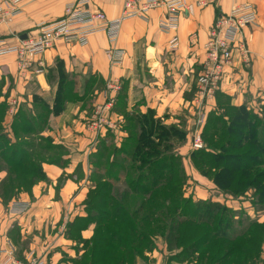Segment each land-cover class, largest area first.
<instances>
[{"label":"rangeland","instance_id":"1","mask_svg":"<svg viewBox=\"0 0 264 264\" xmlns=\"http://www.w3.org/2000/svg\"><path fill=\"white\" fill-rule=\"evenodd\" d=\"M3 1L4 0L0 1V3ZM253 5L256 6V4ZM19 17L13 21V25L11 24L9 27H3L4 37H6L9 43H17L18 39L22 36V31H20L22 29L18 28V30L14 28V26H16L15 22ZM26 34L31 35L32 33ZM73 45L75 44L69 43L63 39H57V42L48 48L46 52L57 50L59 46L66 47ZM46 52L41 57L29 56L27 58L29 66L25 69H20L18 67V61L20 59L16 54L0 57V135L10 138L12 144H16V146L22 148L23 153L19 151L16 156L13 157L16 161L19 160L21 156H26V160L21 168L22 170L11 169L8 164L10 155L5 154V149L0 150V193L5 189L9 190V182L14 179V176H20L18 178L23 179L27 175L26 166L33 162L37 167V161H34V159L38 154L41 155L40 163L42 169L43 163L49 162L47 159H51L56 155L65 157L70 154L67 147L53 145L52 141L43 138L42 134L46 132L50 119L53 117L52 115H57L55 114L56 97H60L57 107L62 109L61 112L65 111L69 105H81V109L83 108V110L86 111V118H83L86 126L85 128L95 136L98 135L93 144V148L91 147V153L88 154L86 160V164L89 167L87 179L83 178L82 175L83 169L81 168L83 163H79V168L77 167L76 171L78 180H86L85 183L88 188V194L82 202L81 209H78L79 214L75 216L76 218L74 217L72 222L64 225L62 231L61 228L59 230L58 227L55 229V232L59 231L58 237H65L71 244L56 246L52 251H42V254L45 255L48 264H51L52 261H56L58 264H72L73 262V264H105V262L106 264H132V251H130L132 249V215H134L135 219L140 220L151 211L157 214V209H154V205H158L159 200L163 198L162 193H159L156 197V192L151 196L145 194V190H142V194L136 195L132 190L131 185L134 183H139V185L143 187L144 180L138 179L137 166L134 167L133 163L131 167L134 168H132V172L129 171V169H131V163L127 160L130 149L129 142L131 137L132 139H136L140 136L139 126L136 129H131L132 124L129 123V118L135 121L139 119L141 114L139 112L134 113L131 109H128V102L126 100L128 86L122 85L123 87L121 86L118 94L113 96L112 92H114L118 85L117 82H102L94 75L82 76L70 72L66 68L64 59H62L59 54L50 65L46 66V64H44V57L47 55ZM198 67L200 70L203 68L200 64L196 65V68ZM110 69L113 68L110 67ZM200 73L201 71L197 70V75H200ZM39 78L41 80H39ZM112 84L115 86L113 85L109 89V85ZM192 89L191 96L188 98L190 104L184 108L183 111L177 115L167 114L163 118H158L156 116L163 124L174 126L185 134L181 140L176 138L170 142L173 154L181 157L182 168L186 173V184L184 186L185 196L187 198L192 197L194 201L215 202L228 207L231 212L226 213L228 219L226 218V222L221 229V232H225L226 235L235 236L241 234L252 226L247 231V234H256L260 238L251 239L247 237L243 241L240 240L241 238H238L236 241L229 242L227 243L228 245H224L223 247H219V242L217 241L206 242L195 248L199 250L197 251L198 254L190 256L185 251L176 250L177 248L173 249L171 247L170 249L165 244L164 238L158 236L155 241L156 250L151 253L140 251L139 259H134L133 263L156 264L157 259L162 258L163 264H178L177 262L182 261H184L182 264H264V199L259 198L258 193H256L257 190L253 187L249 191L246 190L239 194H232L230 191L225 192L226 190L220 189L214 181L204 176L203 173L196 168L192 160L193 153L209 148L208 140L210 139L207 128L210 125L214 127L216 119L219 117L223 119L226 114L223 113L224 107H230L229 105H233V103L230 100L227 102L223 99L222 104H224V106L220 108L219 96H215L214 101L210 103L207 119L201 130L204 147L202 150H195L192 140L195 134L197 112H199L195 103L200 88L196 85ZM104 91H110V93H105ZM101 92L102 94L104 93L105 96H108V99L98 105L96 101ZM110 103H113L112 107H110ZM106 108L110 109L105 110ZM248 108L250 109V113L254 116H250V119H256L259 122L257 123L258 130L256 138L258 142H261L263 145L264 89L259 91V94L250 100ZM114 110L122 115L121 122L117 123V130L121 131L122 134L118 138V136H115L116 132L114 130L106 131L104 134L106 135V139L101 138L104 139V141H101L99 136H101L104 126H109L110 123L108 119H110ZM137 110L138 109H136V111ZM145 113H147V111ZM215 114L220 116H216ZM226 116L231 117L232 115L229 113ZM228 117L224 118L227 123L230 122ZM22 119H27V124H24ZM238 123H236V128L234 129L237 133L236 135H232L231 138L234 143H240V141L250 133L249 130L245 128L246 126L241 127ZM19 124L21 128H18ZM24 128L28 130L26 133L17 130ZM219 136H224V134ZM211 139L216 141V135L213 134ZM98 140L100 141L99 143ZM252 144L253 141L242 144L240 149L228 150V154L232 155L234 159L232 160V164L235 162L239 163L236 158L241 157L244 163H247L246 165H250L252 170H250V175H263L264 150H262L259 145ZM133 148L134 143L132 142V149ZM218 149L219 148H217V150L213 149V151H219ZM10 151L11 150H9V152ZM161 151L163 152V149H161ZM222 153L224 154V151H222ZM164 155H167V153L165 152ZM134 169L135 171H133ZM109 175L112 176L111 180H109ZM261 179L263 180L264 178ZM46 181H48L47 178L43 177V181H39L38 183ZM105 183H109L108 187L110 189L109 196L106 200L108 202L115 200L121 208L119 213L114 214L113 217L107 213V210L98 208L97 203H89L87 201V199L91 200L92 196L99 192L101 185ZM58 184H61V182ZM33 187L28 190V194L31 193ZM90 187L92 188L90 189ZM15 194H13V196L8 194V198H4V196L0 195V204L3 205L5 209L7 208V214L11 218L20 217L30 210L29 205L28 211L22 214L11 213L12 202L20 198L21 194L24 193H19L17 197H15ZM143 204L145 206L144 211L135 215L137 211H140ZM104 209H106V207ZM126 213L130 217V221H127L126 218H122V215ZM155 217L157 218V216ZM86 219H91V221L88 223ZM98 219H100L99 223L97 222ZM57 226L61 225L57 224ZM92 227H94V229ZM90 228L93 230L92 236L84 237L83 232L88 231ZM97 230H99L98 238L100 241L105 240L104 244H102V242L100 243L102 249L119 247L121 245L119 242H122L126 245L125 251H117V258L115 257V251H106L104 256L99 257L101 263H95L96 260L93 262L94 257H91V254L94 244L89 243V241L95 238ZM10 231H12V234H10V237L13 238L12 240L14 242L19 241L20 243L22 239L21 236L20 239L19 237L15 238V230L10 228ZM112 236H117L118 240L112 239ZM196 240L197 239L191 240V242ZM7 242V244L11 245L8 238ZM28 242H25L26 244L23 242L21 243L27 246ZM197 244H199V242H197ZM189 245L185 246V248L188 249ZM238 246L248 250L244 251V257L240 253L241 251H235V248ZM17 250L15 251L18 252L20 257L18 258L22 261H25L27 256L29 257L30 253L33 251H35V254H38L36 252L38 251L37 249L28 252H24L21 248ZM109 252L111 254L107 257ZM155 256H157V258Z\"/></svg>","mask_w":264,"mask_h":264},{"label":"crops","instance_id":"2","mask_svg":"<svg viewBox=\"0 0 264 264\" xmlns=\"http://www.w3.org/2000/svg\"><path fill=\"white\" fill-rule=\"evenodd\" d=\"M73 1L77 0H31L23 7V16L16 20L14 28H21L22 36L26 33L35 35L39 25L61 17L66 3ZM124 1L90 0L91 8L103 11L110 19L121 16ZM250 3L257 6L258 22L246 27L243 34L251 52L252 64L246 67L237 57L220 89L231 98L233 106L248 107L250 100L264 89V0H218L215 5L197 9L190 15H180L175 29L163 24L169 16L161 8L150 11L143 18L127 20L115 44L123 51L124 61L113 69H110L105 54L110 46L103 33L92 36L86 46H59L57 50L46 52L44 64L50 65L59 54L70 72L82 76L94 75L102 82H117L113 96L118 94L122 85L128 86L126 100L132 112L145 114L152 110L158 118L167 114L177 115L190 104L188 98L198 81L197 70L201 71L196 65H202L205 60L203 45L216 18L236 6ZM191 35L197 36L193 43L190 42ZM175 36L179 40V49L176 53H169L170 42ZM107 99L108 96L101 92L96 104L100 105ZM109 105L112 107L113 103ZM52 116L42 137L51 140L53 145L69 149L70 154L63 157L68 164L59 167L51 162L43 163L48 181L34 185L30 194H21L14 200L28 203V213L11 218L7 208L0 204V250L8 247L7 238L15 250L21 248L28 252L37 249L39 255H43L42 251H52L56 246L71 244L65 237H58L59 231L55 232V229L58 227L62 231L64 225L79 214L78 209H81L88 188L86 180H78L76 170L79 163H83L82 175L87 179L89 167L86 160L98 135L85 128L83 118H86V111L81 109V105H69L65 111ZM108 120L110 124L104 126L99 139L105 138L104 134L110 130H114L119 138L122 132L117 130V123L121 122L122 115L114 110ZM10 228L15 230V238L20 239L21 236L20 243L12 240L10 234L13 230L10 231ZM92 228L83 232V236L91 237ZM21 242H28V245ZM51 264L58 262L52 261ZM156 264H163L162 258H158Z\"/></svg>","mask_w":264,"mask_h":264},{"label":"trees","instance_id":"3","mask_svg":"<svg viewBox=\"0 0 264 264\" xmlns=\"http://www.w3.org/2000/svg\"><path fill=\"white\" fill-rule=\"evenodd\" d=\"M216 95L219 96L220 108L224 106V104H222L223 99L227 102L228 100L232 101L231 98L222 93L221 90H219ZM59 98L60 97H56L55 114H59L62 110L57 107ZM229 106L230 107H224L223 113H226L224 118L228 117L226 115L229 113L232 115L228 117L230 122L227 123L222 117L216 119L215 126L213 127L210 125L207 128L210 139L208 140L209 148L206 150L201 149L202 151L193 153L192 160L196 168L201 171L204 176L214 181L220 189L226 190L225 192L230 191L232 194H239L246 190L249 191L253 187L257 190L256 193H258L259 198L264 199V179H261L264 178V174L250 175L249 173L252 171L250 165H246L247 163H244L241 157L236 158L239 163L235 162L232 164V160L234 159L232 155L228 154V150L240 149L242 144H247L251 141L264 150V144L262 145L256 138L258 130L257 123L259 122L256 119H250V116L253 115L250 113V109L247 106L235 107L231 104ZM215 115L220 116L217 114ZM22 122L27 124V119H22ZM129 123L132 124L131 129H136L139 126L140 136L136 139H132L131 137L129 142V157H127V160L131 163L130 167L132 163L134 167L137 166L138 179L144 180L143 187H141L139 183L131 185L133 193L138 195L142 194V190H145V194L151 196H153L155 192L156 197L159 193L163 194V198L159 200L158 205H154V209H157V214L151 211L140 220L135 219L134 215H132V249L130 250L132 251V264H135L133 263L134 259H139L140 251L151 253L156 250L155 241L158 236L164 238L165 244L170 249L171 247L173 249L177 248L176 250L185 251L190 256L198 254L197 251L199 250L195 248L206 242L217 241L219 242V247H223L224 245H228L227 243L229 242L236 241L238 238H241V241L245 240L247 237L251 239L260 238L256 234H247V231L252 226L241 234L235 236L226 235L225 232H221V229L226 222V218L228 219L226 213L231 212L228 207L215 202L194 201L192 197L187 198L185 196L184 186L186 184V173L182 168V159L179 155L173 154L170 144V142L176 138L181 140L185 135L183 131L176 129L174 126L163 124L160 119H157L155 112L152 110H149L145 114H141L138 120L133 121L129 118ZM236 123L241 127L246 126L245 128L250 132L240 143H234L231 139L232 135H236L237 133L234 130L236 128ZM18 128H21L20 124ZM17 130L23 131L24 133L28 131L26 128ZM213 134L217 137L216 141L211 139ZM218 134H224V136H219ZM132 142L134 143L133 149ZM217 148H219V151H213V149L217 150ZM2 149H5V154L10 155L8 164L11 169H21L23 167L26 156H21L17 161L13 158L19 151L23 153L22 148L16 146V144H12L10 138L0 135V150ZM161 149H163V152ZM9 150L11 151L9 152ZM222 151H224V154ZM165 152L167 155H164ZM47 160L59 167L67 166V160L62 156L56 155ZM34 161H37L38 168L33 162L26 166L27 175L23 178L24 180L18 178L20 176H14V179L9 182V190H3L0 193L1 196L8 198V194L13 196V194L16 193L15 197H17L19 193H28L31 187L39 181H43V177L46 176L40 163L41 155L38 154ZM134 167H131L129 171L132 172V168ZM133 171H135V169ZM111 179L112 176L109 175V180ZM108 184L109 183H105L101 185L99 192L94 194L91 200L87 199V201L89 203H97L98 208L107 210V213L113 217L114 214L119 213L121 208L115 200L110 202L106 200L110 191ZM91 188L92 187H90V189ZM105 207L106 209H104ZM144 209L145 206L143 204L140 211H137L135 215L143 212ZM155 216H157V218ZM122 218H126L127 221H130V217L127 213L123 214ZM99 220L100 219L97 220L98 223ZM86 221L89 223L91 219H86ZM98 237L99 230L96 231L95 238L89 241V243L94 244L91 254V257H94L93 262L96 260L95 263H101L99 257L104 256L106 251H115L116 258L117 251H125L126 245L122 242H119V244H121L119 247L102 249L100 243L102 242V244H104L105 240L100 241ZM111 238L118 240L117 236H112ZM194 239H197L196 241L199 242V244H197L196 241L191 242V240ZM188 245V249L185 248V246ZM235 251H241L240 253L244 257V251L248 250L238 246L235 248ZM110 254L109 252L107 257H109ZM183 262L184 261L177 263L182 264Z\"/></svg>","mask_w":264,"mask_h":264},{"label":"built area","instance_id":"4","mask_svg":"<svg viewBox=\"0 0 264 264\" xmlns=\"http://www.w3.org/2000/svg\"><path fill=\"white\" fill-rule=\"evenodd\" d=\"M30 1L4 0L0 3V57L16 54L20 59L18 61L20 69L29 66L27 62L29 56L41 57L57 42V39L86 46L92 36L100 33L105 34L110 46L105 52L110 67H118L124 61V53L116 48L115 44L125 21L143 18L150 11L161 8L169 16L163 24L169 29H175L180 15H190L197 9L206 8L218 2V0H125L121 16L110 19L103 11L91 8L90 0H77L66 3L61 17L39 25L35 35L27 34L24 40L21 36L17 43L11 44L4 37L3 27H9L17 17L21 16L23 7ZM257 22L256 6L243 4L234 7L229 13L218 16L209 31L207 41L203 45L205 60L197 81L200 91L195 103L199 111L192 140L195 150H201L204 147L201 130L206 122L210 103L214 101L217 92L221 89L228 69L233 67L237 57L246 67L252 64L251 52L243 30ZM196 39V35L190 36V42L193 43ZM178 49L179 40L175 36L170 42L168 52L176 53ZM113 85H109V89ZM11 207L12 214H22L28 211L29 204L15 201ZM18 257V252L9 244L8 247L0 250V264H48L45 255L34 252H31L25 261Z\"/></svg>","mask_w":264,"mask_h":264},{"label":"water","instance_id":"5","mask_svg":"<svg viewBox=\"0 0 264 264\" xmlns=\"http://www.w3.org/2000/svg\"><path fill=\"white\" fill-rule=\"evenodd\" d=\"M26 38H27V34L26 35H23L21 39L24 40Z\"/></svg>","mask_w":264,"mask_h":264}]
</instances>
